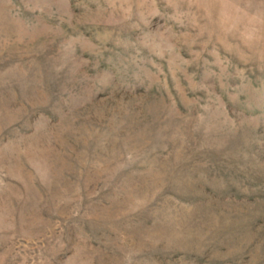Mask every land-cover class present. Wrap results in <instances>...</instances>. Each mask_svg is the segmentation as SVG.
I'll return each mask as SVG.
<instances>
[{"label": "rangeland", "instance_id": "obj_1", "mask_svg": "<svg viewBox=\"0 0 264 264\" xmlns=\"http://www.w3.org/2000/svg\"><path fill=\"white\" fill-rule=\"evenodd\" d=\"M0 264H264V0H0Z\"/></svg>", "mask_w": 264, "mask_h": 264}]
</instances>
